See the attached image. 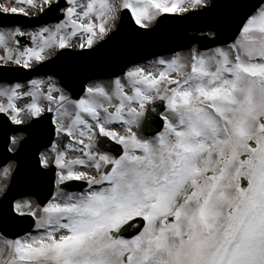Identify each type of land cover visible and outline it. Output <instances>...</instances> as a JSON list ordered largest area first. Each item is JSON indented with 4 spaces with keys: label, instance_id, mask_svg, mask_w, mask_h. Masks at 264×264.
Instances as JSON below:
<instances>
[{
    "label": "snow or ice",
    "instance_id": "obj_1",
    "mask_svg": "<svg viewBox=\"0 0 264 264\" xmlns=\"http://www.w3.org/2000/svg\"><path fill=\"white\" fill-rule=\"evenodd\" d=\"M165 24L197 30L186 51L108 48ZM53 54L55 76L27 79ZM45 113L67 143L34 172L55 191L0 185V264H264V0H0L5 148Z\"/></svg>",
    "mask_w": 264,
    "mask_h": 264
},
{
    "label": "water",
    "instance_id": "obj_2",
    "mask_svg": "<svg viewBox=\"0 0 264 264\" xmlns=\"http://www.w3.org/2000/svg\"><path fill=\"white\" fill-rule=\"evenodd\" d=\"M61 2H63V0ZM51 22L55 21H43V23ZM29 26L36 27L39 25L29 23L27 27ZM185 31H187L190 35V31L196 32L197 30L195 28L189 27L188 25L165 24L161 26V28L157 32V36L159 37V39L134 42L130 39L129 33L127 31V26L125 25V27L121 30L120 36L116 41H113L112 44L108 45V48L111 49L113 47H121L125 49L127 52V59H134L138 56L147 59L159 54H166L167 52L159 51V49L161 48L172 49L173 53L179 49H183L184 47L187 48L189 46L188 41L183 37V33ZM199 31L204 32L206 30L200 29ZM22 40L25 43H29V41H27L25 37L22 38ZM193 43L199 42L194 41ZM151 48L153 49L148 51V49ZM57 66L58 65L53 64L52 61L45 63V67H42L39 71H36L30 76H27V79H31L33 76L37 75H56L55 72L48 71L47 69ZM87 66L94 72L98 73V75L96 76L97 79L111 78L109 74L116 71V66L104 59L92 60L88 62ZM25 72L27 73V70H25ZM73 87L78 92L79 81H76L73 84ZM52 117V113H47L44 115L41 124L33 128L31 138L28 139V142L23 146L22 149L20 148L16 154L10 153L9 149L5 148L3 141L0 140V166L7 164L12 159L18 161V168L12 177L11 185L9 188L11 195L15 196L17 199L21 198V196L17 195L18 193H24L23 197L33 196L37 199L38 202H43L46 199H50L51 195L54 194L55 173H50L52 179L51 181H49L48 179L37 180L35 178L34 172L35 160L38 152H40L44 147L51 146L54 141L55 127L53 125ZM64 143H67V141L65 140V136L62 141V147ZM26 166L29 167L32 171L28 172L26 170ZM77 183L79 184L82 182ZM31 219L34 221L33 218Z\"/></svg>",
    "mask_w": 264,
    "mask_h": 264
},
{
    "label": "rangeland",
    "instance_id": "obj_3",
    "mask_svg": "<svg viewBox=\"0 0 264 264\" xmlns=\"http://www.w3.org/2000/svg\"><path fill=\"white\" fill-rule=\"evenodd\" d=\"M62 1V0H61ZM193 10H198V9H191L190 11H193ZM29 39V38H28ZM30 40V39H29ZM30 43H32L31 42V40H30ZM56 55L55 54H53V56H51L50 57V59H52V58H54ZM49 76H53V75H49ZM48 76H38V77H33L32 79H34V78H36V79H46ZM102 80H105V79H102ZM107 80H109V79H107ZM45 88H46V86H45ZM54 95L56 94V93H53ZM54 117V116H53ZM63 134L64 133H61L60 134V136L59 137H57V140H56V142L54 143V144H60V141H61V138H62V136H63ZM25 136H26V134H25ZM17 148H18V146H17ZM17 148H16V150L15 151H12V152H16L17 151ZM10 149H11V146H10ZM62 150V149H61ZM43 152H46V153H51V156H52V158L54 159L55 158V151H54V149H53V146L51 147V148H49V149H46V150H44ZM70 154H74V153H71L70 152ZM9 166H11V171L8 173V175H4V169L5 168H8ZM14 169H15V163H10V164H8L7 166H5V167H3V168H1L0 169V185H4L5 187H6V189H7V187H8V185H9V181H10V178H11V175H12V173H13V171H14ZM0 197H1V195H0ZM25 199H32V200H35V199H33V198H25ZM36 201V200H35ZM0 243H2V242H0Z\"/></svg>",
    "mask_w": 264,
    "mask_h": 264
},
{
    "label": "bare ground",
    "instance_id": "obj_4",
    "mask_svg": "<svg viewBox=\"0 0 264 264\" xmlns=\"http://www.w3.org/2000/svg\"><path fill=\"white\" fill-rule=\"evenodd\" d=\"M196 32H193V31H190V35L191 34H195ZM154 48V47H153ZM153 48H151V49H148V51H150V50H152ZM183 49H185L184 51H186V47H184ZM183 49H179V50H177L176 52H182L183 51ZM176 52H174V53H176ZM133 58V57H132ZM106 79H108V78H106ZM105 79V80H106ZM109 79H111V78H109ZM0 152H1V146H0ZM17 163V161L15 162V164ZM26 170L29 172V171H32L29 167H27L26 166ZM15 173H12V175H14ZM10 185H11V179H10V182H9V185H8V187H7V189L9 190V188H10Z\"/></svg>",
    "mask_w": 264,
    "mask_h": 264
}]
</instances>
